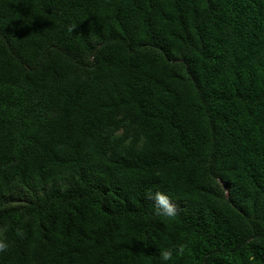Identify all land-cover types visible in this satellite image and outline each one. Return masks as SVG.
<instances>
[{
  "label": "trees",
  "instance_id": "obj_1",
  "mask_svg": "<svg viewBox=\"0 0 264 264\" xmlns=\"http://www.w3.org/2000/svg\"><path fill=\"white\" fill-rule=\"evenodd\" d=\"M0 239V264H264V0H0Z\"/></svg>",
  "mask_w": 264,
  "mask_h": 264
},
{
  "label": "clouds",
  "instance_id": "obj_2",
  "mask_svg": "<svg viewBox=\"0 0 264 264\" xmlns=\"http://www.w3.org/2000/svg\"><path fill=\"white\" fill-rule=\"evenodd\" d=\"M147 195L148 199L151 201L154 215L160 217H174L176 215V206L172 203L170 197L166 193L162 191H156L154 193H148ZM7 248V243H5L3 239H0V253L5 252ZM183 251V245L162 249L159 252L160 264H169V262L172 261L174 257L181 255Z\"/></svg>",
  "mask_w": 264,
  "mask_h": 264
},
{
  "label": "water",
  "instance_id": "obj_3",
  "mask_svg": "<svg viewBox=\"0 0 264 264\" xmlns=\"http://www.w3.org/2000/svg\"><path fill=\"white\" fill-rule=\"evenodd\" d=\"M224 189L227 191V186H225Z\"/></svg>",
  "mask_w": 264,
  "mask_h": 264
}]
</instances>
